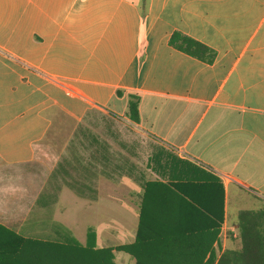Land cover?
<instances>
[{
	"label": "crops",
	"instance_id": "1",
	"mask_svg": "<svg viewBox=\"0 0 264 264\" xmlns=\"http://www.w3.org/2000/svg\"><path fill=\"white\" fill-rule=\"evenodd\" d=\"M174 32L213 49L214 61L173 48ZM130 94L161 154L146 183L181 180L198 197L189 182L214 175L225 191L221 253L240 242L239 213L264 208V0H0V224L25 238L79 239L106 178L78 192L50 187L49 174L91 111L127 114ZM136 183L125 208L137 226ZM75 200L83 225L69 218ZM113 202L120 212L123 200Z\"/></svg>",
	"mask_w": 264,
	"mask_h": 264
},
{
	"label": "trees",
	"instance_id": "2",
	"mask_svg": "<svg viewBox=\"0 0 264 264\" xmlns=\"http://www.w3.org/2000/svg\"><path fill=\"white\" fill-rule=\"evenodd\" d=\"M169 43L205 63L216 57L213 49L180 32H174ZM139 100L138 95H129L127 115L134 124L140 123ZM208 177L209 182H189L199 188L198 197L181 180L147 182L136 240L116 249L132 255L136 264H214L225 191L217 177ZM236 226L240 247L226 249L216 264H264V208L241 211ZM94 242L93 233L86 246L25 238L0 224V264H115L113 250L95 249Z\"/></svg>",
	"mask_w": 264,
	"mask_h": 264
},
{
	"label": "rangeland",
	"instance_id": "3",
	"mask_svg": "<svg viewBox=\"0 0 264 264\" xmlns=\"http://www.w3.org/2000/svg\"><path fill=\"white\" fill-rule=\"evenodd\" d=\"M115 105L116 108L113 109L121 113L124 109L123 104ZM156 146L136 124L129 120L127 114L108 113L102 109L91 111L76 128L66 150L59 158V165L49 174L47 184L50 187L65 188L72 185L75 190L82 191L83 184L89 181L91 188L98 190L100 175L106 178H103L106 184L105 192L99 194L98 190L95 194L96 201L90 200L88 224L83 222L84 219L81 220L82 203L75 200L77 203L69 205V211L72 212L69 218L75 223L78 216L79 225L85 224L80 233L76 232L79 239L75 237L73 240L57 239L49 242L71 244L75 241L80 246H86L88 235L93 233L95 249L111 248L115 264H136L132 255L116 248L136 240L138 225L136 226L132 211L125 208V196L128 197L130 194L132 177L137 180L134 194L136 193L141 201L140 186L150 178L149 170L159 171L156 162L158 163L161 154L158 153ZM56 159L47 161V164L52 166ZM149 162L151 165H148ZM161 175L165 179L166 175L163 173ZM114 184L121 186L116 192ZM119 197L123 200L120 212L113 204V201H117ZM219 241L221 242L220 239ZM219 245L223 246L220 243ZM229 247L239 248L240 242L230 243Z\"/></svg>",
	"mask_w": 264,
	"mask_h": 264
},
{
	"label": "built area",
	"instance_id": "4",
	"mask_svg": "<svg viewBox=\"0 0 264 264\" xmlns=\"http://www.w3.org/2000/svg\"><path fill=\"white\" fill-rule=\"evenodd\" d=\"M233 234H235V233L233 232ZM224 236L226 237V235H224ZM219 237H220V236H219ZM219 237H218V241L214 244V247H215V248L217 249V251H218V255H217V258H216L214 264H216V262L218 261L219 257H220L221 254H222V253H221V251H222V250H221V249H222L221 247H222V246L220 247V245H219V243H220V241H219L220 238H219ZM208 257H209V256H208Z\"/></svg>",
	"mask_w": 264,
	"mask_h": 264
}]
</instances>
